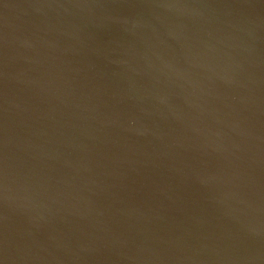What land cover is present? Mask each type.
<instances>
[{
    "label": "water",
    "instance_id": "95a60500",
    "mask_svg": "<svg viewBox=\"0 0 264 264\" xmlns=\"http://www.w3.org/2000/svg\"><path fill=\"white\" fill-rule=\"evenodd\" d=\"M0 264H264V0H0Z\"/></svg>",
    "mask_w": 264,
    "mask_h": 264
}]
</instances>
